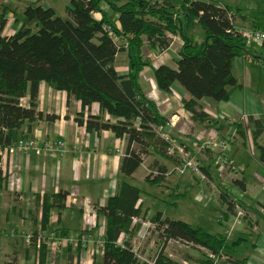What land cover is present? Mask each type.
I'll list each match as a JSON object with an SVG mask.
<instances>
[{"label":"trees","instance_id":"16d2710c","mask_svg":"<svg viewBox=\"0 0 264 264\" xmlns=\"http://www.w3.org/2000/svg\"><path fill=\"white\" fill-rule=\"evenodd\" d=\"M41 3L42 0H33L26 7L23 24L10 35L3 33L8 9L0 4V189L7 180L2 168L3 156L19 139L15 137V130L25 122L43 117L37 111L41 82L81 102L83 111L77 121L85 124L89 132L111 130L117 137L126 139L121 168L125 177H131L143 163L142 155L148 156L151 151L179 165L177 157L170 153L172 141L158 132L167 119L159 114L138 84L142 68L151 65L150 60L143 59L141 51L145 40L151 51L158 53L170 46L169 34L182 38L178 70L164 65L154 70L158 87L171 92L173 84L179 83L191 95L183 104L194 120L203 127L217 128V120L199 107V100L227 101L230 88L239 84L233 73V61L247 54L248 45L241 30L235 27L237 8L218 0H70L64 18L53 7ZM103 3L119 14L120 27L104 14L101 20L95 18V13L102 12ZM196 23L204 34L202 43L189 35V29ZM123 50L129 52L131 71L119 76L115 58ZM257 59L264 64V57ZM27 93L31 97L29 107L21 103ZM95 102L99 103L102 115H89L84 120V110ZM105 115L115 117L116 121L105 119ZM56 117L52 115L48 119L54 121ZM233 125L236 135L244 142L251 136L259 161L264 164V144L258 143L264 133V118H246ZM202 165L206 175L213 179L209 164ZM152 168L159 174L154 178L148 175L146 181L159 184L169 171L158 161L152 163ZM235 183L244 189L241 181ZM218 186L219 201L236 215L238 202L227 188ZM67 195L58 193L46 197L43 228L47 226L51 209L66 208ZM141 196L139 187L122 181L117 194L98 208L106 219L104 250L101 257L94 258L93 264H148L138 258L133 243V218L146 219L141 203L137 206ZM149 221L162 243L155 264H176L163 255L169 241L207 248L217 258L223 256L227 247L225 238L182 220L164 217L162 212L154 214ZM121 234L123 243L118 244ZM38 235L39 231L33 234L31 245L38 248L39 264H47L48 240L45 236L39 239ZM66 264H73V256Z\"/></svg>","mask_w":264,"mask_h":264},{"label":"crops","instance_id":"0c3cea01","mask_svg":"<svg viewBox=\"0 0 264 264\" xmlns=\"http://www.w3.org/2000/svg\"><path fill=\"white\" fill-rule=\"evenodd\" d=\"M218 1L237 8V5L229 1ZM32 2L33 0H0V4L8 9V22L3 31L5 35L13 34L21 27L25 17L24 11ZM41 4L53 7L59 15L62 13L61 10L67 15L66 10L70 0H42ZM101 9L102 12L94 15L97 20H101L104 14L120 27L118 13L110 9L106 3L101 5ZM234 14V23L238 30L246 31L254 28L264 30L260 22L249 17L248 12L239 14V11H235ZM196 25L197 23L189 29V35L196 42L202 43L204 34ZM195 32H198L197 36ZM169 36L170 46L158 53L151 51L148 41L145 40L141 51L143 59L150 60L151 65L142 68L138 84L146 98L155 104L159 114L167 119V123L160 127L158 132L163 138L172 141L171 146L181 144L190 148L201 164L200 174L207 178L202 179L194 171L180 174L174 171L176 163L153 151L131 177H125L121 168L126 154V139L117 137L111 130L100 133L89 132L85 124L81 125L77 121L78 115L83 111L81 102L75 97H69L67 92L55 90L45 82H41L37 111L41 112L43 117L25 122L15 130V137L33 139L40 143L62 141L65 148L59 151L58 155L37 154L35 151L23 150L7 151L4 154L2 168L7 180L0 189V264H39L38 248L27 244L22 234V232L34 234L38 231L47 238L48 242L58 238L63 240L55 264H63L61 260L64 258V253L68 254L67 262L68 258L73 256V264H83L88 251L96 248L99 243L97 241L102 239L100 243H104L106 223L105 217L97 212L98 225L92 229L87 228L84 199L98 209L117 194L122 181L135 185L141 190L146 184L151 187L157 186L150 190L153 193H149V197H145L142 190L140 199L142 209L145 200L150 199L147 200L144 210H150L154 206L152 202H156V195L167 196L169 200L174 201L170 203H176L175 200L186 190L199 185L196 195L201 193L203 198L201 200L205 201L206 208L212 206L219 211L218 224L214 220H203L200 226H193L185 220L170 218L163 211H155V214L162 212L164 217L182 220L193 227H202L207 232L226 239L227 247L223 257L203 260L202 264H264V164L259 161L258 150L251 136L249 135L248 140L244 142L239 134L236 135V128L233 125L246 118H264V64L257 59L264 57V53L259 51L264 46L248 45L247 54L233 61V73L239 84L230 88V97L227 101L214 103L206 98L199 100V107L210 118L217 120V128H207L199 125L194 120L193 114L184 106L183 101L190 100L191 95L179 83L173 84L171 92H164L158 87L154 70L163 65L178 70L181 58L182 38L179 35L169 34ZM115 69L119 76L130 73L131 59L128 50L120 51L116 55ZM30 102V93H27L21 99V103L29 107ZM101 113L99 103L95 102L84 110V120L89 115L99 116L102 115ZM52 115L57 116L54 121L48 119V116ZM104 118L112 122L116 121L115 117L109 115H105ZM138 125L139 123L136 122V126ZM212 135L228 139L229 147L224 154L226 158L235 160L232 166L219 167L216 165L219 157L217 150L202 149L205 141ZM258 143L264 144V133ZM154 161H158L169 171L159 184L146 181ZM203 163L209 164L208 169L213 179L206 175ZM237 180L242 182L244 189L235 183ZM219 184L227 188L226 191L230 196L245 209L246 214L240 223L235 222L236 215L231 214L227 206L219 201ZM58 193L68 194L66 208L51 209L47 226L43 228V202L47 196ZM148 210L144 213L147 214ZM78 212L80 214H77ZM150 214L148 212V215ZM147 217L146 215V220L150 222ZM86 231L91 234V240L88 242L70 243L68 240L80 238ZM146 236L149 238L144 244L149 251L152 249V244L161 243L155 228L150 232L147 228V234L144 233L141 237ZM168 245L169 243L165 250L170 248ZM191 246L204 249V247ZM161 249L162 243L160 251ZM171 251L172 254L179 252L177 248H172ZM102 254L95 255L86 264H93L94 258L101 257ZM50 263L51 259L48 257L47 264ZM184 263L188 264L187 261Z\"/></svg>","mask_w":264,"mask_h":264},{"label":"rangeland","instance_id":"374dc122","mask_svg":"<svg viewBox=\"0 0 264 264\" xmlns=\"http://www.w3.org/2000/svg\"><path fill=\"white\" fill-rule=\"evenodd\" d=\"M222 1H229L230 3H233L237 5V9L239 11V14H247L250 18L256 19L257 22H260L262 27H264V0H222ZM232 6V5H231ZM249 11H248V10ZM61 15L66 18L67 15L64 13L63 10H61ZM196 27L198 30H201V27L197 24ZM12 33V31L10 32ZM198 35V32H195V36ZM260 52L264 53V47L259 50ZM264 87V86H263ZM195 187V188H194ZM199 185H194L193 187L186 190L182 195H180L175 201L176 203H170L173 200H169L167 196L160 197V195L155 196L156 202H152L154 204L153 207L150 208V210L145 209L147 200H150L149 198L145 200V204L143 206L142 211L145 212L148 210L150 215H148L147 212V219H150L153 214H155V211H163L166 216L173 218V219H182L189 223H191L193 226H200L201 223H203V220H214L216 224L217 223V217L219 211H217L214 207L206 208L205 207V201L202 202L203 199L201 197V193H198L196 195V192H198ZM144 191V196L149 197V193H153L152 189L157 188V186L151 187L150 185H145L141 187ZM176 192V190H174ZM159 196V198H157ZM140 201V200H139ZM174 202V201H173ZM98 212V209H96ZM77 214H80L79 212ZM98 215V213H96ZM151 216V217H150ZM148 220H143L142 218H139L136 222H132V228L135 232V235L133 237L134 245L137 248L138 253L142 256L141 261L148 262L149 264H155L159 254H160V248L161 243H154L151 245L150 251L147 250L144 242L149 237H141L144 233L147 234V228H149ZM98 225V222H97ZM150 229V228H149ZM170 248L166 249L164 251V256L171 260L172 262L176 264H185L184 262L187 261L188 264H202L203 260H210L214 258L210 256L211 252L207 249H198L194 248L191 245H185V244H175V243H169L168 245ZM172 248H177L179 252H174L172 254ZM60 249V248H59ZM59 249H57L55 257L57 259L59 255ZM186 252V254H185ZM67 253H64V258L61 260L63 264L67 262ZM217 258V256L215 255ZM80 260V258H79ZM78 260V261H79ZM177 260V261H176ZM206 262V261H205Z\"/></svg>","mask_w":264,"mask_h":264},{"label":"built area","instance_id":"2783aa9c","mask_svg":"<svg viewBox=\"0 0 264 264\" xmlns=\"http://www.w3.org/2000/svg\"><path fill=\"white\" fill-rule=\"evenodd\" d=\"M241 35L245 37V41L247 45H258V46H264V30L261 29H250L246 31L241 30ZM172 143V142H171ZM229 147V141L227 139H223L220 137H217L215 135H212L208 138V140L205 141L203 144L202 148L203 149H210V150H217V154L219 155L218 160L216 165H219V167H224L225 165L227 166H232L235 163V160L233 158H226L224 152H226L227 148ZM65 148V145L62 141H57L54 143H40L39 141L33 140V139H23L19 138L12 146V148L9 150L11 152H15L16 150H23L24 152H30V151H35L37 154H42L46 153L49 155H58L59 151H63ZM170 153L175 155L177 159L179 160V165L174 168V171L184 174L187 171H194L197 174L200 175L202 179H206L207 177L203 176V174H200L201 171V164L198 159L194 157V154L192 150L188 149L186 146H183L181 144H172L170 148ZM148 156L147 155H142V160L143 162L146 160ZM226 166V167H227ZM159 172L157 169H149L148 175L151 178H154L156 175H158ZM11 186V183H10ZM203 195V194H202ZM76 200V199H75ZM141 201V200H140ZM140 201H138L137 206L140 204ZM83 208L85 209V216H86V223H87V228L92 229L97 226V211L95 207L87 200L84 199L83 202ZM245 209H243L241 206L237 205L236 206V223H240L241 220L245 216ZM139 218L134 217L133 222H136ZM146 225H149V232L150 230H153L155 228L154 224L150 223ZM24 235L25 241L27 244H30L33 242V234L32 233H25L22 232ZM44 236L38 235V238H43ZM68 238V237H66ZM71 242H88L91 240V234L89 232H84L82 237L80 238H75V239H68ZM102 239H100L96 248L94 250L88 251L87 257L84 260L83 264H86L87 261H91L92 258L99 254L103 253L104 250V243H100ZM177 243V244H185L189 245L183 242L179 241H169V243ZM118 244L123 243V234L120 235L119 239L117 240ZM134 243V241H133ZM60 246H63V240L61 238H58L54 240L53 242H48L47 243V248H48V256L51 259L50 264H55V254L57 249H59ZM134 250L138 256V258H142V256L138 253L137 248L134 245ZM213 258L215 257L214 254H210ZM223 257V256H222ZM141 260V259H140ZM80 263V262H79ZM148 263V262H147ZM149 264V263H148Z\"/></svg>","mask_w":264,"mask_h":264},{"label":"water","instance_id":"95a60500","mask_svg":"<svg viewBox=\"0 0 264 264\" xmlns=\"http://www.w3.org/2000/svg\"><path fill=\"white\" fill-rule=\"evenodd\" d=\"M168 126L166 125V127L165 128H167Z\"/></svg>","mask_w":264,"mask_h":264},{"label":"clouds","instance_id":"9594fccd","mask_svg":"<svg viewBox=\"0 0 264 264\" xmlns=\"http://www.w3.org/2000/svg\"><path fill=\"white\" fill-rule=\"evenodd\" d=\"M141 203V202H140Z\"/></svg>","mask_w":264,"mask_h":264}]
</instances>
